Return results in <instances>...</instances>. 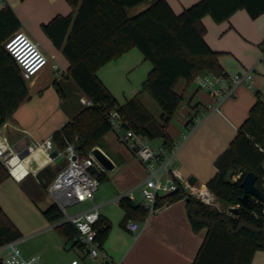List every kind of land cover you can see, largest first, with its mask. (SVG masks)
Masks as SVG:
<instances>
[{
    "label": "crops",
    "instance_id": "0c3cea01",
    "mask_svg": "<svg viewBox=\"0 0 264 264\" xmlns=\"http://www.w3.org/2000/svg\"><path fill=\"white\" fill-rule=\"evenodd\" d=\"M153 1L147 0L127 11H132L134 15ZM198 1L168 0L176 13ZM7 5L26 24L28 31H22L38 42L51 60L59 64V69L49 64L33 79L26 80L29 98L0 125V160L2 154L12 149L10 155L14 154L12 162L15 164L11 175L0 183V205L22 233L18 241L24 256L40 255L39 264H103L101 258L93 260L81 254V259L69 257L65 251L68 249L66 238L58 230V225L45 217L43 211L55 203L47 192L46 179L39 175L50 165L46 153L38 149L24 158L19 156L21 151L30 148L32 142H42L52 136L70 118V115L61 117V106L74 93L82 92L69 73L70 61L42 27L55 15H68L74 8L68 0H0V10ZM202 22L206 27L205 39L219 53L224 71L252 70L253 74V88L243 83L222 102L201 87L197 79L189 81L181 77L176 82L175 90L182 100L168 126V134L172 141H179L183 133H187L188 137L178 149L174 161L180 165L185 177L195 176L196 184L207 185L217 171V157L227 149L248 118L259 98L258 91L264 90V12L252 17L246 8H240L226 20L217 22L211 15H205ZM152 68L153 63L138 47H133L103 65L97 74L121 104L138 94L147 108L152 106L157 110L154 118L160 122L161 106L143 89V82ZM80 107L69 102L67 108L73 115ZM51 117L54 118L50 120ZM158 137L160 142L153 146L164 145V138ZM110 148L111 153L104 151L115 163V167L108 170L114 173L112 185L115 193L107 199L100 196L98 202L102 216L112 222L104 250L111 259L125 264H192L207 229L193 230L186 199L167 202L146 221L136 216L126 219L125 210L117 197L130 189H137L145 176V167L128 145L126 149ZM102 174L103 178L107 177L106 171ZM135 199H132L133 202L139 204ZM219 203L220 209L232 206ZM80 204L85 206L83 209L91 206L89 200ZM129 220L140 223L138 232L128 228ZM251 264H264V250L255 252Z\"/></svg>",
    "mask_w": 264,
    "mask_h": 264
},
{
    "label": "trees",
    "instance_id": "16d2710c",
    "mask_svg": "<svg viewBox=\"0 0 264 264\" xmlns=\"http://www.w3.org/2000/svg\"><path fill=\"white\" fill-rule=\"evenodd\" d=\"M74 11L57 14L42 27L70 61L69 73L92 105L81 106L52 138L58 148L74 143L87 154L93 147H103L105 136L113 129L108 118L116 109L133 128L148 138L161 136L164 144L172 140L168 126L182 100L175 85L183 77L191 81L199 74L224 73L219 53L205 39L202 22L211 15L217 22L228 19L236 10L246 8L252 17L264 12V0H199L176 13L168 0H154L147 8L130 15L128 8L147 0H68ZM20 20L11 6L0 10V125L10 119L18 107L29 98V90L21 67L6 48L4 41L19 27ZM138 47L153 68L143 82L162 108L161 121L139 98L138 94L121 104L99 78L98 70ZM217 171L208 181L219 201L238 205L237 213L208 205L183 187L162 196L158 204L186 199L188 216L194 231L207 229L202 245L192 264H251L257 250H264V199L253 206L242 204V180L249 171L256 173V185L264 196V99L258 98L248 118L239 127L230 145L216 159ZM235 177V175H238ZM0 160V183L10 176ZM49 184L56 175L53 166L39 172ZM103 174L100 175V179ZM120 205L125 218L146 217V210L129 197ZM45 217L56 222L63 217L54 203L44 211ZM112 222L101 216L96 223L97 239L104 245ZM66 242L77 237L78 230L65 222L57 226ZM22 236L21 231L0 205V246Z\"/></svg>",
    "mask_w": 264,
    "mask_h": 264
},
{
    "label": "built area",
    "instance_id": "2783aa9c",
    "mask_svg": "<svg viewBox=\"0 0 264 264\" xmlns=\"http://www.w3.org/2000/svg\"><path fill=\"white\" fill-rule=\"evenodd\" d=\"M16 33L17 35L10 42L5 43V46L18 61L25 79L35 77L49 64L53 68L59 69V64L51 60V57L44 52L38 42L23 31H15L12 34ZM45 61L46 63L43 64ZM252 78V70L236 73L224 72L219 75L209 71L196 77L199 85L214 94L219 102L233 95L237 87L243 83L253 88ZM258 95L264 99V90L258 91ZM85 101L87 105H92L89 98ZM108 118L112 128L119 132L121 140L126 142L145 167V176L136 187L139 188L143 197L139 204L147 212L145 221L160 206L167 203L158 204L160 197L177 191L180 187L204 203L220 209V203L215 193L207 185L191 184L188 178L182 174L180 165L174 161L178 149L188 137L187 133H183L179 141H172L170 145L164 144L156 147L150 143L146 135L126 127L124 124L127 121L118 110H111ZM123 128L125 131L121 133ZM55 148L58 149V154L52 156L50 153ZM28 149L30 152L38 149L43 150L47 155L48 164L60 154H64L68 160L67 164L58 170L53 180L47 185V192L63 213V217L56 221L55 225L70 222L76 227L78 230L76 245L83 257H89L93 260L101 258L103 264H125L121 260L111 259L96 238V223L102 214L100 204L95 202L94 195L99 186L100 175L105 171V167L92 153V149L87 154H83L76 149L74 143H68L65 148L60 149L55 146L51 136L42 142H32ZM11 153L13 150L9 149L1 155V160L9 172L13 171L15 166L12 162L14 154L10 155ZM18 161H20V157H18ZM134 190L135 188L121 193L117 199L122 197L134 199ZM87 200L91 202L90 207L74 212L68 211L70 205ZM127 226L133 232L140 230V223L136 220H129ZM0 251L3 252V255L0 256L3 264L40 263V255L38 254L29 257L23 255L18 239L1 245Z\"/></svg>",
    "mask_w": 264,
    "mask_h": 264
},
{
    "label": "rangeland",
    "instance_id": "374dc122",
    "mask_svg": "<svg viewBox=\"0 0 264 264\" xmlns=\"http://www.w3.org/2000/svg\"><path fill=\"white\" fill-rule=\"evenodd\" d=\"M129 14L132 15V11H129ZM19 28L21 29H18L17 31L18 32H22V29L24 31H28L27 30V26L26 24L20 20V23H19ZM49 44L47 43V46ZM34 78V77H33ZM31 78V79H33ZM31 79H28V80H31ZM27 80V79H25ZM88 97L83 93V92H77V93H74L73 96L70 97V100H66V102L61 106V117L62 118H66L68 117H71L72 114H69V110H68V106H69V102H71V104H79L80 106H87V103H86V99ZM158 106V105H156ZM159 107H157L158 109ZM151 110V112L156 116V112L157 110H155L152 106H150L149 108ZM68 115V116H67ZM43 118V116L41 117ZM54 117H51L50 120H52ZM125 131V128H123L121 130V133H123ZM158 142H160V138L158 137H155V138H150V143L152 145H157ZM111 146H116V147H120L121 149H126L127 148V144L126 142H124L123 140H121L120 136H119V132H117L115 129H112L106 136H105V143L103 144V148L105 151L111 153ZM67 158L64 157L62 158L61 161L57 162V165H53V170L54 172H58V170L65 166L67 164ZM105 171L107 172V177H104L102 179L99 180V186H98V191L96 192V198H95V202L98 203L99 202V199H100V196L103 198V199H107L108 197L114 195V187H113V182H112V179L114 178V173L111 172V171H108L107 169H105ZM109 174V175H108ZM238 175H235V177H238ZM114 180V179H113ZM134 195H135V202L137 203H140L142 202L143 200V197L140 193V190L139 188H137L136 190H134ZM85 206L83 204H80V203H77V204H73V205H70L68 207V211L69 212H74V211H77V210H80V209H83ZM221 210H228V209H225V208H222ZM230 210V209H229ZM20 245V244H19ZM21 248V247H20ZM66 252L69 253V257H76V258H79L81 259L80 257V249L77 245L69 248V249H65ZM3 255V252L0 251V256ZM90 260V259H89Z\"/></svg>",
    "mask_w": 264,
    "mask_h": 264
},
{
    "label": "water",
    "instance_id": "95a60500",
    "mask_svg": "<svg viewBox=\"0 0 264 264\" xmlns=\"http://www.w3.org/2000/svg\"><path fill=\"white\" fill-rule=\"evenodd\" d=\"M16 34H12L8 36V38L4 41L5 43L10 42ZM30 153V150L27 148L23 150V152L19 155L21 158L26 157ZM92 153L95 155V157L100 161V163L105 167L107 170H112L115 167V163L112 160V158L100 147L95 146L92 148ZM52 156H55L58 154V149L55 148L51 153ZM64 157V154L58 155L54 161L50 163V165H47L45 168L50 169V166H53L56 164L58 160ZM96 169V168H94ZM188 181L193 184L196 183L197 178L195 176H190L188 178ZM198 185H201L200 182H197ZM242 186L244 188V194L242 195L241 202L243 205L251 207L255 204L256 199L263 200L264 196L261 192V190L256 185V173L254 171H249L242 180ZM231 212L237 213L239 210L238 205H232L230 207ZM77 243V238H74L71 240L67 245L66 248H71L75 246ZM0 264H3L0 260Z\"/></svg>",
    "mask_w": 264,
    "mask_h": 264
},
{
    "label": "bare ground",
    "instance_id": "6f19581e",
    "mask_svg": "<svg viewBox=\"0 0 264 264\" xmlns=\"http://www.w3.org/2000/svg\"><path fill=\"white\" fill-rule=\"evenodd\" d=\"M45 63H46V61L43 64H45Z\"/></svg>",
    "mask_w": 264,
    "mask_h": 264
}]
</instances>
